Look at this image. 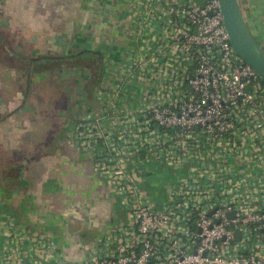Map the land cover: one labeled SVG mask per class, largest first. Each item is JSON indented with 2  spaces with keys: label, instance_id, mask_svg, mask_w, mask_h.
<instances>
[{
  "label": "built area",
  "instance_id": "built-area-1",
  "mask_svg": "<svg viewBox=\"0 0 264 264\" xmlns=\"http://www.w3.org/2000/svg\"><path fill=\"white\" fill-rule=\"evenodd\" d=\"M116 1L127 51L72 138L119 219L79 264H264V82L218 0ZM13 231L0 264H70L50 236Z\"/></svg>",
  "mask_w": 264,
  "mask_h": 264
},
{
  "label": "crops",
  "instance_id": "crops-1",
  "mask_svg": "<svg viewBox=\"0 0 264 264\" xmlns=\"http://www.w3.org/2000/svg\"><path fill=\"white\" fill-rule=\"evenodd\" d=\"M238 3L264 51V0ZM121 10L116 0H0V253L7 232L45 234L54 261L79 264L119 219L72 129L101 111L114 85L127 51L113 34ZM85 50L101 59L91 85L88 68L69 66Z\"/></svg>",
  "mask_w": 264,
  "mask_h": 264
},
{
  "label": "water",
  "instance_id": "water-1",
  "mask_svg": "<svg viewBox=\"0 0 264 264\" xmlns=\"http://www.w3.org/2000/svg\"><path fill=\"white\" fill-rule=\"evenodd\" d=\"M229 42L237 56L264 82V51L255 41L241 13L238 0H218Z\"/></svg>",
  "mask_w": 264,
  "mask_h": 264
},
{
  "label": "trees",
  "instance_id": "trees-1",
  "mask_svg": "<svg viewBox=\"0 0 264 264\" xmlns=\"http://www.w3.org/2000/svg\"><path fill=\"white\" fill-rule=\"evenodd\" d=\"M81 56L82 57L77 61L69 63V66H82L88 68L91 75L89 84L91 85L95 82L94 80L97 78V75H99L98 64H101V59L98 54L89 50H85L81 53Z\"/></svg>",
  "mask_w": 264,
  "mask_h": 264
},
{
  "label": "rangeland",
  "instance_id": "rangeland-1",
  "mask_svg": "<svg viewBox=\"0 0 264 264\" xmlns=\"http://www.w3.org/2000/svg\"><path fill=\"white\" fill-rule=\"evenodd\" d=\"M118 17H121V20H118V23H117V25H115L116 27H115V31L113 32V34L114 33H116L117 35H118V37L120 36L121 37V39L122 38H124V35H123V30H124V21H123V18H125V13H124V10L122 9L121 10V12H120V14L118 15ZM90 27H88V29H87V32H86V36H88V35H90ZM109 33H108V31H107V35H108ZM112 34V33H111ZM166 177L167 178H169V179H171V177H170V175L168 174V175H166Z\"/></svg>",
  "mask_w": 264,
  "mask_h": 264
}]
</instances>
